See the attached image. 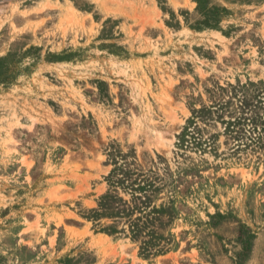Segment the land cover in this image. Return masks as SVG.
<instances>
[{
    "label": "rangeland",
    "instance_id": "rangeland-1",
    "mask_svg": "<svg viewBox=\"0 0 264 264\" xmlns=\"http://www.w3.org/2000/svg\"><path fill=\"white\" fill-rule=\"evenodd\" d=\"M209 3L0 0V264H264V0ZM116 163L166 253L95 219Z\"/></svg>",
    "mask_w": 264,
    "mask_h": 264
},
{
    "label": "trees",
    "instance_id": "trees-1",
    "mask_svg": "<svg viewBox=\"0 0 264 264\" xmlns=\"http://www.w3.org/2000/svg\"><path fill=\"white\" fill-rule=\"evenodd\" d=\"M197 3L198 12L204 17L199 23L209 28H218L229 11L225 6L210 5L209 0H197ZM189 124H197L194 117L189 119ZM188 130V127H185L181 134L180 138L183 142L189 134ZM198 130L201 131L199 128ZM244 135L246 136V133ZM135 174L137 173L127 169L123 164L116 163L108 176L109 189L100 197L99 207L95 209V219L96 216H100L114 221L113 224L102 228V231L109 234L125 231L126 227L119 229L116 224L118 221H124V226L129 227L131 237L135 240L142 239L141 254L146 253L145 256L164 254L169 250L167 245L169 242H166L164 234L156 230L153 222L162 221L164 214L173 217L172 206H166L163 203L157 205L153 200V195L161 189L159 183L162 179L155 176L141 178V174L134 177ZM121 188L125 193L130 194L131 198L121 196L119 191Z\"/></svg>",
    "mask_w": 264,
    "mask_h": 264
},
{
    "label": "bare ground",
    "instance_id": "bare-ground-1",
    "mask_svg": "<svg viewBox=\"0 0 264 264\" xmlns=\"http://www.w3.org/2000/svg\"><path fill=\"white\" fill-rule=\"evenodd\" d=\"M159 139H162V140H163V138H162V137H159Z\"/></svg>",
    "mask_w": 264,
    "mask_h": 264
}]
</instances>
